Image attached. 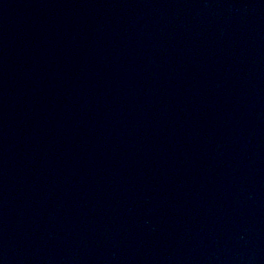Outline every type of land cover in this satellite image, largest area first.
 <instances>
[{
	"label": "water",
	"instance_id": "1",
	"mask_svg": "<svg viewBox=\"0 0 264 264\" xmlns=\"http://www.w3.org/2000/svg\"><path fill=\"white\" fill-rule=\"evenodd\" d=\"M0 264H264V0H0Z\"/></svg>",
	"mask_w": 264,
	"mask_h": 264
}]
</instances>
